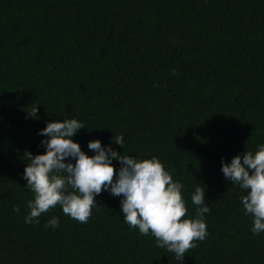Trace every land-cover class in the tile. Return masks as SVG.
<instances>
[{
  "label": "trees",
  "instance_id": "trees-1",
  "mask_svg": "<svg viewBox=\"0 0 264 264\" xmlns=\"http://www.w3.org/2000/svg\"><path fill=\"white\" fill-rule=\"evenodd\" d=\"M71 118L85 124L73 139L89 155L99 138L121 155L158 157L184 184L187 215L205 189L208 235L184 260L126 224L108 191L87 223L59 205L25 222L34 193L24 153L45 151L48 121ZM260 144L264 0H0V264H264L246 193L221 171L222 157Z\"/></svg>",
  "mask_w": 264,
  "mask_h": 264
},
{
  "label": "clouds",
  "instance_id": "clouds-1",
  "mask_svg": "<svg viewBox=\"0 0 264 264\" xmlns=\"http://www.w3.org/2000/svg\"><path fill=\"white\" fill-rule=\"evenodd\" d=\"M38 111L34 105L27 113L38 118ZM84 127V122L76 118L48 121L38 133L44 137L41 145L45 151L37 154L25 151L28 162L23 179L34 193V199L27 202L25 222L39 223L42 214L59 205L64 214L87 223L98 205L95 197L108 191L121 197L126 224L138 229L141 235L151 234L157 246L184 260L188 250L208 235L205 214L211 208L206 203L205 189L195 188L191 196L192 204L197 206L195 215H187L184 184L173 179L158 157L121 155L99 138L88 141V149L94 151V155H89L73 139ZM113 139L124 147L122 134ZM114 159L119 161L118 169L113 165ZM221 165L224 178L246 193L241 196V203L245 214L252 217L251 232L259 235L264 232V144L255 151L234 155L230 162L222 157ZM14 211L19 213V206ZM59 223V217L53 216L45 226L55 230Z\"/></svg>",
  "mask_w": 264,
  "mask_h": 264
}]
</instances>
